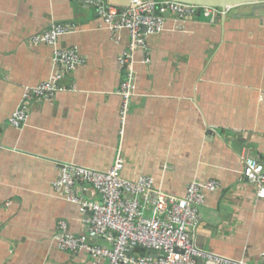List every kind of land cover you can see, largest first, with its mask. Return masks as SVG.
Here are the masks:
<instances>
[{
    "label": "crops",
    "instance_id": "obj_1",
    "mask_svg": "<svg viewBox=\"0 0 264 264\" xmlns=\"http://www.w3.org/2000/svg\"><path fill=\"white\" fill-rule=\"evenodd\" d=\"M202 15L181 31L168 17L165 31L147 38V51L133 54V96L122 123L118 58L128 32L116 41L94 8L77 1L0 0V264H91L88 253L56 246V223L84 237L87 214L53 183L59 164L107 172L117 154L123 178L148 176L170 196L183 197L191 182L217 181L199 209L197 247L264 264V200L241 176L245 157L264 163V9ZM53 24L74 32L55 47L30 43ZM55 49H75L84 62L60 81L65 91L29 102L27 122L10 126L23 89L54 74ZM79 194L98 200L87 187Z\"/></svg>",
    "mask_w": 264,
    "mask_h": 264
},
{
    "label": "built area",
    "instance_id": "obj_2",
    "mask_svg": "<svg viewBox=\"0 0 264 264\" xmlns=\"http://www.w3.org/2000/svg\"><path fill=\"white\" fill-rule=\"evenodd\" d=\"M94 8L104 27L117 41L121 31H127L129 45L118 58L124 80L117 95L121 98L122 123L129 112L133 96L135 74L133 54L147 51L146 40L165 31L168 17L175 21L174 30L181 31L183 22L197 15L224 16L226 10L163 0H129V7L114 6L105 0H73ZM71 25H51L30 38L33 46L46 44L55 47L59 38L73 33ZM54 74L50 80L24 88L19 107L9 118L10 126L18 128L28 119L27 104L33 100L50 101L56 93L65 91L60 86L64 75L72 73L84 60L75 49H55ZM143 63H148V59ZM122 134V132H120ZM123 159L117 154L107 172H98L75 164H59L54 192L87 214L84 223L86 236L69 232L65 221L55 227V243L60 251L88 253L91 264H248L199 249L194 230L199 223V209L208 193L219 189L214 180L191 182L183 197H175L155 189L148 176L130 181L122 177ZM241 176L253 186L256 197L264 200V163L245 157ZM86 187L98 200L84 199L79 190ZM101 240L104 245H95ZM137 249L155 251L157 258L140 256Z\"/></svg>",
    "mask_w": 264,
    "mask_h": 264
},
{
    "label": "water",
    "instance_id": "obj_3",
    "mask_svg": "<svg viewBox=\"0 0 264 264\" xmlns=\"http://www.w3.org/2000/svg\"><path fill=\"white\" fill-rule=\"evenodd\" d=\"M110 4L122 8L129 7V0H105ZM170 2H177L189 5H195L199 7H209L220 10H226L229 8H234L240 5H254V9H264V0H163ZM247 156V154H246ZM146 257L157 258V253L155 251H146Z\"/></svg>",
    "mask_w": 264,
    "mask_h": 264
},
{
    "label": "rangeland",
    "instance_id": "obj_4",
    "mask_svg": "<svg viewBox=\"0 0 264 264\" xmlns=\"http://www.w3.org/2000/svg\"><path fill=\"white\" fill-rule=\"evenodd\" d=\"M231 9V8H230ZM204 15H202V17H203ZM205 17H209V16H205ZM204 18V17H203ZM197 245V244H196Z\"/></svg>",
    "mask_w": 264,
    "mask_h": 264
}]
</instances>
